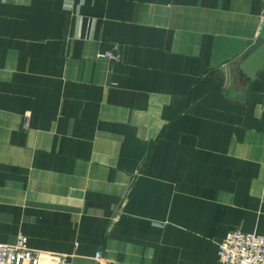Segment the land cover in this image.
Returning a JSON list of instances; mask_svg holds the SVG:
<instances>
[{
	"label": "crops",
	"instance_id": "crops-1",
	"mask_svg": "<svg viewBox=\"0 0 264 264\" xmlns=\"http://www.w3.org/2000/svg\"><path fill=\"white\" fill-rule=\"evenodd\" d=\"M263 15L264 0H0V243L220 264L229 231L264 235V67L239 68Z\"/></svg>",
	"mask_w": 264,
	"mask_h": 264
},
{
	"label": "built area",
	"instance_id": "built-area-1",
	"mask_svg": "<svg viewBox=\"0 0 264 264\" xmlns=\"http://www.w3.org/2000/svg\"><path fill=\"white\" fill-rule=\"evenodd\" d=\"M264 26V15L261 19ZM121 53L107 51L98 58L120 61ZM219 261L221 264H264V235L241 230L229 231L219 244ZM101 253L96 259L101 260ZM68 258L61 254L41 253L28 246V239L23 234L18 236L13 245L0 243V264H67Z\"/></svg>",
	"mask_w": 264,
	"mask_h": 264
},
{
	"label": "water",
	"instance_id": "water-1",
	"mask_svg": "<svg viewBox=\"0 0 264 264\" xmlns=\"http://www.w3.org/2000/svg\"><path fill=\"white\" fill-rule=\"evenodd\" d=\"M264 67V26L255 45L245 55L239 68L247 77L254 79Z\"/></svg>",
	"mask_w": 264,
	"mask_h": 264
},
{
	"label": "rangeland",
	"instance_id": "rangeland-1",
	"mask_svg": "<svg viewBox=\"0 0 264 264\" xmlns=\"http://www.w3.org/2000/svg\"><path fill=\"white\" fill-rule=\"evenodd\" d=\"M114 52H115V53H121V54H122L121 50H118V49L115 50ZM99 59H100V58H99ZM121 60H122V57H121ZM121 60H120V61H121ZM22 234H23V233H22ZM16 241H17V240H16ZM15 243H16V242H15ZM218 256H219V255H218ZM220 264H221V263H220Z\"/></svg>",
	"mask_w": 264,
	"mask_h": 264
},
{
	"label": "bare ground",
	"instance_id": "bare-ground-1",
	"mask_svg": "<svg viewBox=\"0 0 264 264\" xmlns=\"http://www.w3.org/2000/svg\"><path fill=\"white\" fill-rule=\"evenodd\" d=\"M20 234H22V233H20ZM20 234H19V235H20ZM19 235H18V236H19ZM23 235H24V234H23ZM24 236H25V235H24ZM17 239H18V237H17ZM27 239H28V238H27Z\"/></svg>",
	"mask_w": 264,
	"mask_h": 264
}]
</instances>
